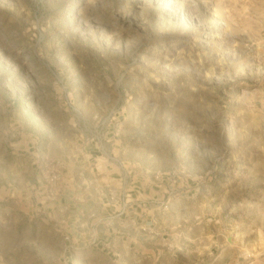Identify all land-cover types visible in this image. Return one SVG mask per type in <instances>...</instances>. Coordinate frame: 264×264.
<instances>
[{
	"label": "rangeland",
	"instance_id": "374dc122",
	"mask_svg": "<svg viewBox=\"0 0 264 264\" xmlns=\"http://www.w3.org/2000/svg\"><path fill=\"white\" fill-rule=\"evenodd\" d=\"M91 148L264 264V0H0V264H115L54 208Z\"/></svg>",
	"mask_w": 264,
	"mask_h": 264
},
{
	"label": "crops",
	"instance_id": "0c3cea01",
	"mask_svg": "<svg viewBox=\"0 0 264 264\" xmlns=\"http://www.w3.org/2000/svg\"><path fill=\"white\" fill-rule=\"evenodd\" d=\"M82 155L77 174L89 181L54 204L66 216L63 228L74 249L100 246L116 258L115 264L225 262L224 250L213 254L217 235L211 227L198 230L197 220L185 216L188 203L170 200L164 207L154 189L146 191L134 179L124 184L116 179L120 166L111 154L91 148Z\"/></svg>",
	"mask_w": 264,
	"mask_h": 264
}]
</instances>
